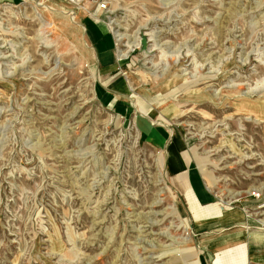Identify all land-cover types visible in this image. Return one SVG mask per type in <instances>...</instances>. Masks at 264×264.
I'll use <instances>...</instances> for the list:
<instances>
[{"label":"rangeland","instance_id":"rangeland-1","mask_svg":"<svg viewBox=\"0 0 264 264\" xmlns=\"http://www.w3.org/2000/svg\"><path fill=\"white\" fill-rule=\"evenodd\" d=\"M178 151L224 224L192 219ZM207 243L264 248V0L0 2V264H206Z\"/></svg>","mask_w":264,"mask_h":264},{"label":"crops","instance_id":"crops-1","mask_svg":"<svg viewBox=\"0 0 264 264\" xmlns=\"http://www.w3.org/2000/svg\"><path fill=\"white\" fill-rule=\"evenodd\" d=\"M8 1H22V0H0V2H8ZM101 29V30H100ZM96 31L98 34V37H95L94 41L96 43L97 51H99V54L102 55L104 53H107L109 51V48L111 47L112 42L107 41L104 43L103 39L106 35L102 33V28H100ZM112 55V54H111ZM107 55L106 57L110 60L109 67H103V72L106 73V75L111 74L115 71V57L112 55ZM101 66V65H100ZM110 82H113V79H110ZM144 133H147L145 131ZM147 135V134H146ZM177 152H174L172 154L171 162H170V173L172 175V180H174V184L177 185L178 190L182 194H185L188 199H185L186 206L188 207L187 210L190 213L192 219L194 221H197L196 223L199 224L198 226L200 229L205 230L208 229L210 226H217L220 224H224L225 221H223L224 214L216 213L214 212L215 209L210 207L205 208L206 206L213 204L215 202V197L211 193V191L206 188V184L202 179V176L197 168L193 166V163H188L185 159V163L181 161V153L178 151L180 155L176 154ZM181 156V157H180ZM180 158V159H179ZM184 186L185 189H181V187ZM231 215H227L228 217ZM219 219V221L215 222H209L208 219ZM230 239L227 238L225 242H228ZM251 239H248V244L252 243L250 241ZM253 241V240H252ZM223 244V243H222ZM236 244V243H235ZM231 244L234 247L238 246L237 244ZM253 244V243H252ZM251 244V245H252ZM217 245V244H215ZM213 244V246H215ZM231 245L223 244L222 246H215L216 248H213L212 244L207 243L206 245V251L202 253L203 256V262L206 264H233L227 259H222L220 261H216L217 257L223 254V251L227 248H229ZM250 246V245H249ZM251 248V246H250ZM223 256V255H222ZM219 258V257H218ZM247 262L244 264H248L251 262H259L264 264V248L253 250L252 248L247 253Z\"/></svg>","mask_w":264,"mask_h":264},{"label":"built area","instance_id":"built-area-1","mask_svg":"<svg viewBox=\"0 0 264 264\" xmlns=\"http://www.w3.org/2000/svg\"><path fill=\"white\" fill-rule=\"evenodd\" d=\"M68 1L71 3H74V4H79V3L83 2L84 0H68Z\"/></svg>","mask_w":264,"mask_h":264},{"label":"bare ground","instance_id":"bare-ground-1","mask_svg":"<svg viewBox=\"0 0 264 264\" xmlns=\"http://www.w3.org/2000/svg\"><path fill=\"white\" fill-rule=\"evenodd\" d=\"M38 3H39V2H38ZM40 5H41V4H40ZM242 104H244V102H242ZM260 113H261V112H260ZM257 238H258V237H256V239L254 240V242H256V243H258V244H259V243H262V240H261V239L259 240V239H257Z\"/></svg>","mask_w":264,"mask_h":264}]
</instances>
